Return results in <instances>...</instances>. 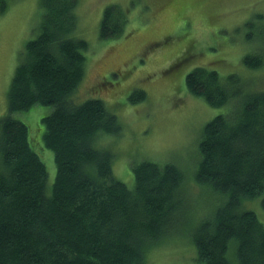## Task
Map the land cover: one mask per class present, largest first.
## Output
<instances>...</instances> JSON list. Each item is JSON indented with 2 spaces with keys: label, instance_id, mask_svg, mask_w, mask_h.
Segmentation results:
<instances>
[{
  "label": "trees",
  "instance_id": "1",
  "mask_svg": "<svg viewBox=\"0 0 264 264\" xmlns=\"http://www.w3.org/2000/svg\"><path fill=\"white\" fill-rule=\"evenodd\" d=\"M39 1L38 32L18 53L0 116V264H146L145 251L176 231L184 174L173 162L144 159L129 168L133 188L115 177V154L105 139L123 127L103 99L77 90L87 49L72 35L77 0ZM126 15L120 5L106 6L100 38L121 36ZM243 62L258 67L264 59L253 52ZM240 81L203 66L185 76L187 91L208 105L232 102L204 124L198 142L193 177L225 196L192 231L196 259L204 264H232L231 239L238 264H264V224L240 208L243 199L264 193V89ZM104 86L98 80L89 91L113 92ZM145 96L135 89L129 99ZM28 111L40 113L37 126L21 118ZM43 147L56 168L50 185Z\"/></svg>",
  "mask_w": 264,
  "mask_h": 264
},
{
  "label": "rangeland",
  "instance_id": "2",
  "mask_svg": "<svg viewBox=\"0 0 264 264\" xmlns=\"http://www.w3.org/2000/svg\"><path fill=\"white\" fill-rule=\"evenodd\" d=\"M3 3L0 116L7 109V90L18 53L37 34L41 18L39 0ZM112 4L126 11L124 31L119 37L102 39L103 10ZM74 8L72 35L87 42L84 76L77 90L103 99L123 127L118 137L105 139L115 154L113 174L133 188L129 168L144 159L173 162L184 174L180 193L185 204L175 211L176 231L145 251V263L204 264L196 259L192 231L203 218L212 216L225 196L195 181L198 142L204 124L225 113L232 102L220 107L208 105L187 91L185 76L203 66L216 70L222 78L236 74L246 89H264V63L249 67L243 62L244 56L253 52L264 59V0H77ZM176 57L180 61L174 64ZM98 80L113 92L89 91ZM135 89L145 92L144 100L130 101ZM28 112L21 116H28L37 126L40 113ZM24 116L21 118L26 121ZM43 149L50 185L56 168L51 150ZM263 196L243 199L240 208L254 211L264 224ZM235 243L229 240L227 249L232 264H238Z\"/></svg>",
  "mask_w": 264,
  "mask_h": 264
}]
</instances>
